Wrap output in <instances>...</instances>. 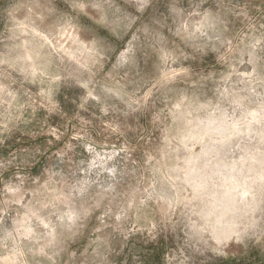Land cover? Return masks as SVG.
Returning a JSON list of instances; mask_svg holds the SVG:
<instances>
[{
    "label": "clouds",
    "instance_id": "clouds-1",
    "mask_svg": "<svg viewBox=\"0 0 264 264\" xmlns=\"http://www.w3.org/2000/svg\"><path fill=\"white\" fill-rule=\"evenodd\" d=\"M128 5L133 31L147 22L166 37L162 49H145L155 75L139 85L149 95L134 101L108 95L115 84L92 56L78 50L70 60L51 47L59 44L58 14L33 21L40 32L22 38L0 33V264H115L113 250L98 258L87 241L98 221L110 227L103 218L111 221L119 205L81 190L82 166L71 161L76 150L86 162L89 145L102 149L130 133L143 140L170 120L175 131L177 123L219 117L237 102L264 116V0H149L144 12ZM161 70L170 73L166 81ZM93 102L107 107L85 120ZM58 153L67 161L63 175L51 171ZM151 196L162 198L155 189ZM259 215L258 230L252 216L241 215L225 239L246 236L264 251V201Z\"/></svg>",
    "mask_w": 264,
    "mask_h": 264
},
{
    "label": "rangeland",
    "instance_id": "rangeland-1",
    "mask_svg": "<svg viewBox=\"0 0 264 264\" xmlns=\"http://www.w3.org/2000/svg\"><path fill=\"white\" fill-rule=\"evenodd\" d=\"M131 2L139 12L149 4ZM57 14L64 20L58 26L59 44L51 41L52 48L70 60L77 58L78 50L95 58L115 84L109 96L115 94L123 102L149 95L139 88L155 75L145 49H162L166 37L147 22L133 31L128 0H0V33L22 38L40 32L33 21ZM160 55L163 58L162 51ZM168 76L160 71L161 80ZM72 98L66 102L70 108ZM99 107L93 102L84 119H92L93 112L100 116ZM172 123L155 128L143 140L132 139L130 133L120 142L104 141L102 149L89 145L86 162L77 159L79 150L71 154L72 163L82 166L81 190L104 193L119 205L111 221L103 218L110 227L97 222L88 251L99 258L113 250L108 258L115 264H264V251L250 244L249 237L225 239L241 215L252 216L253 230L259 227L264 201L260 109L237 102L219 117L197 115L183 126L177 123L175 131ZM137 140L143 148L137 147ZM58 156L51 171L63 175L67 161L64 153ZM116 161H121L118 167ZM153 189L161 199L151 196ZM205 225L211 227L205 230Z\"/></svg>",
    "mask_w": 264,
    "mask_h": 264
}]
</instances>
